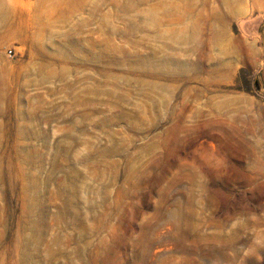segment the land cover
I'll return each mask as SVG.
<instances>
[{"label": "rangeland", "instance_id": "1", "mask_svg": "<svg viewBox=\"0 0 264 264\" xmlns=\"http://www.w3.org/2000/svg\"><path fill=\"white\" fill-rule=\"evenodd\" d=\"M0 264H264V0H0Z\"/></svg>", "mask_w": 264, "mask_h": 264}, {"label": "bare ground", "instance_id": "2", "mask_svg": "<svg viewBox=\"0 0 264 264\" xmlns=\"http://www.w3.org/2000/svg\"><path fill=\"white\" fill-rule=\"evenodd\" d=\"M237 242H238V237H235V238H232V237H228L227 238V244H226V246L228 247V248H230V249H236V244H237ZM239 256H241V252H235V254H234V257L233 258H228L229 260H237V258L239 257Z\"/></svg>", "mask_w": 264, "mask_h": 264}, {"label": "built area", "instance_id": "3", "mask_svg": "<svg viewBox=\"0 0 264 264\" xmlns=\"http://www.w3.org/2000/svg\"><path fill=\"white\" fill-rule=\"evenodd\" d=\"M9 53H11V51H9Z\"/></svg>", "mask_w": 264, "mask_h": 264}]
</instances>
